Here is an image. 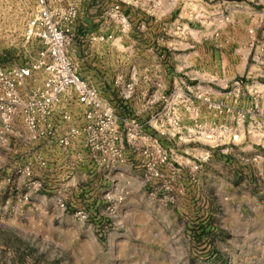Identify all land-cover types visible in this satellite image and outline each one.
Instances as JSON below:
<instances>
[{"label": "rangeland", "instance_id": "1", "mask_svg": "<svg viewBox=\"0 0 264 264\" xmlns=\"http://www.w3.org/2000/svg\"><path fill=\"white\" fill-rule=\"evenodd\" d=\"M118 1L63 0V6L71 5L78 10L73 29L74 53L71 56L78 73L113 99L115 96L109 90L114 89L116 77L123 75L128 78L132 69L141 71L146 67L135 61V51L129 54L120 47L119 39L110 41L114 45L89 42L88 37L98 28L104 34L108 33V27L115 26L109 14ZM225 1L229 9L232 6L241 10L251 8L254 20L248 22L246 18L243 24L233 25L238 17L229 18L228 9L218 20V30L202 33L204 37L209 35L208 45L185 49L183 45L175 47L165 43L172 38L170 27L183 29L182 11L176 9L171 18L163 21L165 26L158 37L159 45L166 46L173 64L184 57V53H192L196 60L190 67L194 78L187 82L200 90L217 95L238 83H247L264 94L263 73L253 72L255 68L264 71L256 59L257 46L264 40V26L260 23L264 21V0ZM164 2L168 0H147L145 3L141 0L138 6L123 3L121 12L127 16L128 11L139 9L141 4L153 8V4L162 6ZM34 12L35 0H0V63L18 64L32 55V48L24 43L23 33ZM101 16L103 18H99ZM180 37L176 36L177 39ZM153 46L156 62V41ZM84 52L87 54L83 55ZM184 71L176 69V75L181 76L177 78L180 84ZM258 133L262 135L260 143L248 138L238 145H223L216 149L201 144L188 145L182 140L176 143L162 140L170 157L185 168L200 156H205L200 152L207 153L208 160L193 199L200 205L206 203L202 187L214 179L226 194L221 202H238L239 209L234 213L240 220H220L221 214L215 215L216 210H208L207 214L184 215L182 220H126V225L120 209L125 198L113 212L108 210L111 204L105 198L106 187L102 185L107 179L101 173L94 176L92 182L80 173H66L70 171L69 164L63 162L60 165L65 171H61L60 176L46 175L33 160L37 154L46 158H50V154L41 146L28 145L21 138L12 137L9 147L0 149V264H84L78 257V249L80 241L88 236L102 246L104 253L101 251L98 256L104 264H131L132 259L138 264H264V166L262 163L257 166L239 165V157H236L238 153L244 157H264V134ZM224 158L227 160L219 161ZM29 160L33 161L34 175L30 178L20 176L18 171ZM47 161L51 163V159ZM233 164L239 165V170ZM242 169L245 173L240 171ZM123 176L114 175L110 179L123 186ZM29 179L41 181L43 190L27 192L25 184ZM51 186L56 187L51 189ZM24 196H27V201H24ZM77 211H84L87 219L83 222L77 220L74 217ZM120 212L122 218L118 216ZM139 214L136 212L132 216ZM133 224H137L143 234L140 239L130 241L136 245L137 254L130 256L131 253L122 252L120 258L111 257L107 239L110 235L131 231ZM125 226L127 230H124ZM94 261L95 258H88L85 264H93Z\"/></svg>", "mask_w": 264, "mask_h": 264}, {"label": "built area", "instance_id": "2", "mask_svg": "<svg viewBox=\"0 0 264 264\" xmlns=\"http://www.w3.org/2000/svg\"><path fill=\"white\" fill-rule=\"evenodd\" d=\"M140 2H115L109 16L118 24L117 30L94 33L89 42L107 44L129 34L132 26L121 5L138 6ZM77 18L76 7L63 6V0H35V12L23 33L32 55L18 64L0 63V149L18 137L50 154V158L37 154L33 160L46 175L60 176L65 171L60 165L63 162L71 166L66 173L85 174L92 182L101 173L107 179L102 185L111 204L108 210L113 212L126 194L125 188L110 179L118 168L137 171L144 192L162 207H173L189 188L198 189L208 156H200L185 168L170 157L162 140L216 149L246 142L250 132L264 134L263 92L247 83L217 95L184 79L176 86L175 79L181 76L176 75L168 50L160 45L157 65L141 71L134 68L128 78L116 77L114 89L109 90L115 99L107 97L78 73L72 60ZM256 53L257 63L264 68V40ZM261 73L264 77V71ZM241 132L243 139L237 141ZM219 134L222 137L209 145ZM227 135L228 140L221 142ZM33 161L18 171L20 176L34 175ZM237 161L264 166L260 155L241 156ZM25 187L27 192H38L43 183L29 179ZM74 217L83 222L87 214L77 211Z\"/></svg>", "mask_w": 264, "mask_h": 264}, {"label": "crops", "instance_id": "3", "mask_svg": "<svg viewBox=\"0 0 264 264\" xmlns=\"http://www.w3.org/2000/svg\"><path fill=\"white\" fill-rule=\"evenodd\" d=\"M143 1L145 3V1L147 0ZM195 1L196 2H192V0H168V2H164L162 6L153 4V8H151L150 5L145 6V4H143L142 6L141 4L139 9H136L137 13L136 10L128 11L127 17L131 23L132 30L129 32V34L122 35L121 37L116 38L119 39L118 43H120V47L122 49H125L129 54L134 53L135 51V55L137 57V60L135 59V61L139 63V66L153 67V64L154 66L155 64L157 65L158 61L154 62L153 59V42L156 41L157 46L159 45L158 37L160 36L161 31L164 29L163 26H165V23H163V21H166L168 17L171 18L172 14H175L176 9L182 11V15L185 20L182 25L183 29H174L170 27L172 38L165 43L168 45L172 44L175 47L177 46V44L183 45L182 47H184L185 49H191L195 47L201 48L200 46L202 44L208 45L209 42L206 41L209 35L204 37L202 33H209V30L211 31V29L218 30L220 26V22L218 20L221 18V16H223L224 11L229 9V6L227 7L225 5V0ZM229 11V18L235 19L238 17L237 22L235 20H232L233 25H240L241 23L243 24L246 18L248 19V22L254 20V15L251 11V8H248L247 10H241L240 8H235L232 6ZM150 14H152L153 16H151ZM99 18H103V16ZM149 19L150 22L148 23L147 21ZM112 21L115 26L108 27L106 31L108 33L113 32L118 28V24H116L113 19ZM215 21H218V23H215ZM260 23L264 26V21L261 20ZM88 32L91 33V31ZM96 32H101V28H98L95 33ZM155 35L156 37L154 38ZM177 35L181 36L179 38L181 40L176 38ZM112 45H114V43ZM164 47L166 48V46ZM175 61L174 64L172 62V66L175 72L177 68H181L185 70L182 73V75L184 76V80L188 81L194 78V71H192L190 67L193 65V61L196 60L193 59L192 53H184V57L179 58ZM253 72H258L259 74H261L262 71L261 69L255 68ZM166 84L169 85L171 83L169 81H166ZM179 84L180 81H178V79H175V85L179 86ZM220 137H222V134H219L216 139L209 145H214L215 141ZM248 138H250L253 142L260 143L262 135L258 132H250L248 133ZM241 139H243L242 132L240 133L239 138H237V141ZM221 140V142H225L226 140H228V135L224 136ZM200 154H203L205 156L207 155V153L203 151L200 152ZM236 155V157L242 156L240 153ZM183 158L189 159L188 157ZM238 159L239 158H237V160ZM219 161L223 162V159ZM238 164L241 165L240 163ZM233 166L235 165L233 164ZM238 166H235L236 170H239L237 168ZM240 171L245 173L244 169ZM237 174L240 175L239 173ZM117 175H124L123 183L125 184L121 187L125 188L126 195L125 201L120 205V209L124 214L123 220L125 225L126 220H132L131 222H133V220H182L181 217L184 215H199L204 214V212L205 214H207L209 213L208 210H216L217 212L215 213V215L221 214L220 220H240L238 219V215L234 213L235 210L239 209L238 202L234 200H231V202H221V198L226 194L221 190L220 186L218 187L219 184H215L214 179H212L211 182L207 183L205 187L201 186L203 188L202 193L207 199L206 203L203 202L201 205L198 202L195 203V199H193L195 191L194 189L189 188L185 197L180 199L178 203L173 206V208L168 209L158 205L156 201L145 195L137 171H133L130 167H122L116 170L115 176L117 177ZM117 185L120 186V184ZM134 211L135 213L140 212L141 214L133 217L132 215L135 214L133 213ZM121 212L118 215L120 218H122ZM229 216L232 217V219L229 218ZM131 229L132 230L128 231L127 233L124 232L109 236V238L107 239V248H110L111 257L120 258L122 252H127V254L131 253L130 256H133V253L137 254L138 250L136 245H134V243H131L130 241L140 239L141 237H143V234H141V229L137 224H133ZM124 230H127L126 226ZM128 242L130 243L127 245ZM101 251L102 246L98 243V241L96 239L93 240L91 239V236H88L87 239L80 241L78 257L80 260H83L82 263L84 264L85 260H87L88 258H95L93 264H104L102 261H99L100 257L98 256V254ZM102 252L104 253V251ZM119 264H121V262ZM131 264H138V262H135V259H132Z\"/></svg>", "mask_w": 264, "mask_h": 264}, {"label": "bare ground", "instance_id": "4", "mask_svg": "<svg viewBox=\"0 0 264 264\" xmlns=\"http://www.w3.org/2000/svg\"><path fill=\"white\" fill-rule=\"evenodd\" d=\"M209 143H211V142H209Z\"/></svg>", "mask_w": 264, "mask_h": 264}]
</instances>
